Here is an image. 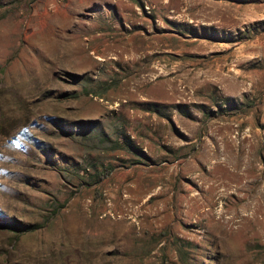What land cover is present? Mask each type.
Masks as SVG:
<instances>
[{
    "label": "rangeland",
    "instance_id": "rangeland-1",
    "mask_svg": "<svg viewBox=\"0 0 264 264\" xmlns=\"http://www.w3.org/2000/svg\"><path fill=\"white\" fill-rule=\"evenodd\" d=\"M0 5V264H264V0Z\"/></svg>",
    "mask_w": 264,
    "mask_h": 264
},
{
    "label": "trees",
    "instance_id": "trees-1",
    "mask_svg": "<svg viewBox=\"0 0 264 264\" xmlns=\"http://www.w3.org/2000/svg\"><path fill=\"white\" fill-rule=\"evenodd\" d=\"M0 7L3 8L5 6L0 5ZM225 101H226V104L228 106V103L230 102L229 99H226ZM231 106H233V105H231ZM221 108H223V107H221ZM225 109L227 110V108H225ZM225 109H224V111H225ZM127 147H129L128 144H127ZM110 171H111L110 166H106V167L102 168V171L97 172L95 174L96 179L102 180L105 176L108 175V173H110ZM0 229L12 231V232H16V233H25V232H31V231L35 230L36 226H34V225H23V224H20L18 222H14V221L12 222L10 220L0 219ZM179 240H178V243H175L176 244V251L183 258V260H185L186 256H187V252H188L186 247L188 246V244L191 245V243L181 241V240L179 241Z\"/></svg>",
    "mask_w": 264,
    "mask_h": 264
}]
</instances>
